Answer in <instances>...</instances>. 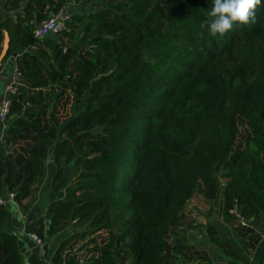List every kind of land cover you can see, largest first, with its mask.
Wrapping results in <instances>:
<instances>
[{"label": "trees", "instance_id": "trees-1", "mask_svg": "<svg viewBox=\"0 0 264 264\" xmlns=\"http://www.w3.org/2000/svg\"><path fill=\"white\" fill-rule=\"evenodd\" d=\"M103 1L38 41L35 26L67 0H5L0 52L5 33L3 59L20 53L21 77L4 123L0 197L5 189L22 206L51 156L53 182L79 168L64 200L48 206L47 228L38 219L25 230L44 241L75 228L51 264H79L66 247L99 232L106 238L81 264L191 261L201 253L175 241L182 213L197 194L216 199L215 177L224 180V222L234 224V205L254 224L264 217V0L254 23L215 37L202 27L211 0ZM65 94L71 116L60 121ZM6 217L0 205V264H23ZM237 232L251 248L259 241L251 229Z\"/></svg>", "mask_w": 264, "mask_h": 264}, {"label": "crops", "instance_id": "crops-1", "mask_svg": "<svg viewBox=\"0 0 264 264\" xmlns=\"http://www.w3.org/2000/svg\"><path fill=\"white\" fill-rule=\"evenodd\" d=\"M5 0H0V15L3 12ZM6 14V13H4ZM3 16V15H2ZM8 37L4 33L0 52V99L5 93L6 86L14 77V69L16 68V58L21 54L3 59L7 50ZM4 125L0 122V141L3 142ZM7 153L6 147L0 145V157ZM47 166H46V165ZM45 169L47 178L44 179ZM55 167L51 156H48L44 162L43 178L41 183L36 187L35 192L25 200L22 206H18L15 202L8 204L5 209L7 217L5 221V230L14 233L18 239V250L20 260L23 264H51L55 250L58 244L54 245L52 250L47 248V237L44 238L46 255L41 256L40 248L36 246L28 237L25 231L26 227L32 222L43 219L45 229L49 224L50 218H46V210L48 206L58 200H64L65 195L70 191L73 179L78 175L79 170L75 171L74 178H68V170L64 172L61 179L53 182L55 175ZM64 177V178H63ZM61 191L60 195L52 196L51 191ZM50 197V198H49ZM1 199L7 198L6 190H2ZM205 200V199H203ZM216 202H219L217 200ZM209 201V204L216 203ZM203 202L199 195H195L186 205L182 213V221L178 228L177 240L179 244L194 248L200 252V255H194L191 261H187L182 257H178L177 264H264V228L261 222L253 224L254 234L259 236V241L252 248L248 245L247 238L241 237L237 232L235 223H226L220 217L219 211L211 213V217H207L200 209ZM217 210V209H216ZM216 216V217H215ZM186 224H182L183 222ZM234 222V221H233ZM202 224V226H201ZM211 227L216 231L220 241L228 245L236 257H231L222 249L214 246L208 236L207 228ZM201 258H200V257Z\"/></svg>", "mask_w": 264, "mask_h": 264}, {"label": "rangeland", "instance_id": "rangeland-1", "mask_svg": "<svg viewBox=\"0 0 264 264\" xmlns=\"http://www.w3.org/2000/svg\"><path fill=\"white\" fill-rule=\"evenodd\" d=\"M67 2L68 3L65 7L71 13L72 12L82 13L83 11H89V10L96 8V7L101 8V7H104L106 5L105 1H103V0H67ZM18 87H17V90H18ZM0 90H2V89H0ZM56 110H57V117L60 121L67 119L68 117L71 116V98L68 96V94H65L64 96H62L60 98ZM242 133H243V131H242ZM0 145L5 147L4 143L1 141H0ZM20 145L23 146L22 144H20ZM18 147L20 148V146H18ZM67 170H68V174L66 173V176L68 175V178L70 179V178H74V173L76 170L78 171L79 168L76 166H71ZM55 172H56V170H55ZM46 176H47V171L45 169L44 179L47 178ZM215 181H216V186H217V195H216V199L211 201V202H216L217 200H219L220 189H221L222 184L224 183V180H221L218 177H215ZM70 185H73V184L71 183ZM60 193H61V191L59 190V191H56L55 193H54V191H51V193H49V194L52 196H55V195L57 196V194L60 195ZM197 195H199L201 202H203V204H205V205H201L200 209L197 207H195V209H198V211H202L207 217H211V213H214L216 211L218 214L219 202L209 204V200H206V199L203 200L204 198L202 197L201 194H197ZM186 223L187 222L185 221L182 224H186ZM201 226H202V224H201ZM67 227H68V229H67ZM67 227L64 231H61L60 233L56 234L55 236H53L51 238L47 237V248L49 250H52L54 245H56V244L59 245L60 241L67 239L68 237H70L71 235H73L75 233V228H72L70 226H67ZM106 236H107L106 232H99L94 237H90L86 240H82V241L77 240V239L72 240L68 244V246L66 247L65 252L68 253V255L75 257V259L78 261V263L81 264L82 261L87 259L89 256L88 251L91 249V243L93 241H95L96 243H100L102 241V239L106 238ZM174 239L175 238L172 237V238H170V241H174ZM175 241L179 242L177 239H175Z\"/></svg>", "mask_w": 264, "mask_h": 264}, {"label": "built area", "instance_id": "built-area-1", "mask_svg": "<svg viewBox=\"0 0 264 264\" xmlns=\"http://www.w3.org/2000/svg\"><path fill=\"white\" fill-rule=\"evenodd\" d=\"M73 14L63 7L54 13H49L47 18L42 21L39 25L35 26L33 31V38L36 40H43L49 35H58L59 33L68 29V24L72 20ZM14 79L8 83L5 89L4 95L0 99V122L4 125L6 118L10 110V100L9 97L15 95L17 92V87L19 86L18 80L21 75L17 68L14 69ZM4 127V126H3ZM14 203V194L7 193L6 199L0 198V205L6 207L8 204ZM228 214L234 219V223L238 227L248 228L254 231V227L251 221L244 219L237 211L236 206L234 205L228 210ZM261 224L264 228V217L261 221ZM264 235V233H263ZM28 237L31 241L40 248L41 256L44 258L46 255L45 244L42 239L37 237L35 234L28 233Z\"/></svg>", "mask_w": 264, "mask_h": 264}, {"label": "clouds", "instance_id": "clouds-1", "mask_svg": "<svg viewBox=\"0 0 264 264\" xmlns=\"http://www.w3.org/2000/svg\"><path fill=\"white\" fill-rule=\"evenodd\" d=\"M211 10L208 12L210 21L207 26L211 36H224L233 27L249 26L255 22L257 9L261 0H211Z\"/></svg>", "mask_w": 264, "mask_h": 264}, {"label": "water", "instance_id": "water-1", "mask_svg": "<svg viewBox=\"0 0 264 264\" xmlns=\"http://www.w3.org/2000/svg\"><path fill=\"white\" fill-rule=\"evenodd\" d=\"M67 229H68V227H67Z\"/></svg>", "mask_w": 264, "mask_h": 264}]
</instances>
